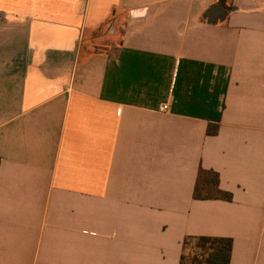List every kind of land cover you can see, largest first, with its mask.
Returning <instances> with one entry per match:
<instances>
[{"label":"crops","instance_id":"crops-1","mask_svg":"<svg viewBox=\"0 0 264 264\" xmlns=\"http://www.w3.org/2000/svg\"><path fill=\"white\" fill-rule=\"evenodd\" d=\"M188 236L264 264V0H0V264H180Z\"/></svg>","mask_w":264,"mask_h":264},{"label":"trees","instance_id":"trees-1","mask_svg":"<svg viewBox=\"0 0 264 264\" xmlns=\"http://www.w3.org/2000/svg\"><path fill=\"white\" fill-rule=\"evenodd\" d=\"M218 128L209 130L217 134ZM196 199H222L231 201V193L219 189V175L201 169L195 188ZM234 241L232 238L188 236L183 241L180 264H231Z\"/></svg>","mask_w":264,"mask_h":264},{"label":"built area","instance_id":"built-area-1","mask_svg":"<svg viewBox=\"0 0 264 264\" xmlns=\"http://www.w3.org/2000/svg\"><path fill=\"white\" fill-rule=\"evenodd\" d=\"M167 109H168V105H165V106H163V107L161 108V111L164 112V111H167Z\"/></svg>","mask_w":264,"mask_h":264}]
</instances>
